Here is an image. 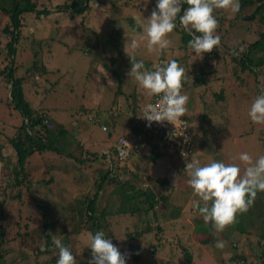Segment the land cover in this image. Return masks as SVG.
<instances>
[{"label":"rangeland","instance_id":"374dc122","mask_svg":"<svg viewBox=\"0 0 264 264\" xmlns=\"http://www.w3.org/2000/svg\"><path fill=\"white\" fill-rule=\"evenodd\" d=\"M64 1L65 0H52V2L55 3L52 4L50 0H34V3L37 4L38 10L43 8L50 9L54 16L50 21L59 22V18L63 16V14L60 13L63 7L56 9V6H63ZM45 3L47 5H45ZM126 3H131L130 13H132V15H130V19L128 15L124 16L125 12L121 10ZM91 4L93 7H91V10L86 15L93 16L92 19L100 24V29L102 23L106 24L101 34L94 33L95 35L93 34L90 37V39H92V44L98 48V54L91 61H87L82 58V51L79 45L73 44L70 46L69 50L58 48L55 52V57L52 59L45 50L44 56L47 59L45 60V65L52 70L51 72H56L55 75L50 77L52 83L56 82V89L53 92L47 93L42 92L41 89H35V94H33L35 103H31L32 107L48 110L50 112L49 114L55 116V119L58 120L59 116L62 123L75 121V115H77V112L83 107H93L96 108L93 110H99L100 105H106L108 103L107 97H105L106 90L102 88V86L111 83L110 76L114 75V73H123L125 68L128 67L129 70L131 68L130 58L126 55L124 46L126 40L130 41L131 38L135 37L140 42V46L135 50L129 49L128 54L134 53L137 61L143 59L151 61L152 57L162 52L167 56V59L176 60L180 65L182 61L186 64V74L189 78L187 83L191 86V90L181 89V93L189 97L186 105L187 114L181 118L186 119L188 122L192 145L194 146V152L188 156L189 159H184L178 154L169 153L166 147L161 143V146L164 148L162 149L163 153H161L160 159L156 162L152 173L155 176L153 177L155 180L147 176H145L146 181L143 178L139 179L136 177L137 179L134 182L138 188L156 192L155 188L159 186L156 180L161 181L160 178L162 177L167 178L165 180V185L169 186L170 182L176 186L177 180L180 179L183 171L182 161L186 163L191 162V159H195L200 162L201 166L207 164L201 161L205 159V157L200 155L199 151H204L207 156L210 157V159H205L209 160V162L215 160L224 162L225 164L238 165L241 168V174L245 168L243 162L239 160V155L241 153L249 154L253 160L264 155V124L253 123L248 115L252 102L255 97L259 95V90L257 89L259 87L256 85L251 75H238L237 73H233L231 69H234V65L231 64L228 59L217 61V65L216 63L210 65L211 68L205 66V72L207 73L204 75L207 74L208 78L211 77L210 80L208 79L205 81V89H207V84L209 82L208 89L215 90L211 91L212 93L209 94L208 91L202 90L204 87L202 82L205 78L202 80L201 77H197V83L200 81V84L193 83L194 81L191 79L192 74L194 75L202 71L199 66L203 64L201 60L202 56L197 55L188 47V41L184 42L183 33H185V31L177 21V28L166 36V39L171 41V45L165 50H160L158 46H154L151 52L148 51L146 46V35L138 22L142 24L147 23L146 19L150 17L152 11L155 9L156 0H105V4L100 3L101 5H99V7H97L98 4L94 6V2ZM145 9L148 10L149 17L142 15V11ZM219 10L220 12H218V16H216L218 28L215 34L219 35L221 38V44L216 49L218 53H220V56H222L221 53L225 48H239L241 51H244L247 45L256 40L258 34L264 29L263 22L255 24V22L244 20L245 17H248L254 11V6H246L241 11L239 9V12L235 14L227 10ZM111 12H113L112 16L116 19L118 28L122 26L125 28L130 27L133 32L126 30L120 31L117 26L115 27L116 30H114L112 26L107 23L106 19V16ZM44 18L45 17H40L38 21H35L34 17L31 16V20L38 22V24L46 22ZM111 19L114 22L112 17ZM8 22L7 16L0 15V24H2L0 29ZM77 27H79L78 24H71L70 22L64 26V29H71V33L68 34L67 38H72L75 41L77 35L75 29H77ZM136 30L138 32H135ZM29 33L32 35L34 32H30L29 28ZM71 34H73L74 37H71ZM46 35V32L38 34V36L42 37ZM141 36H144V39H141ZM7 38L8 37L4 35H0V50H2L0 54V71L7 63L3 59L5 56L4 48L6 49L5 44L9 40ZM103 39L111 40L110 43L108 42L109 44H107L103 43ZM90 42L88 43L87 41V46L90 45ZM82 44L81 47L84 50L85 48ZM27 45L28 41L25 48L23 46V48L20 47V45L18 48L22 49L19 50V52L22 50H30V47L26 48ZM233 50L235 51L237 49ZM100 51L108 55L109 62H107L105 56L100 55L102 53ZM19 52L16 65L20 70L19 74H22L25 71L22 70L23 67H21V64L25 67L28 66L31 64V58L29 59L26 55H21ZM121 55L127 58L125 64L124 60L121 61L119 59ZM113 56L114 59L111 58ZM189 58H191V60ZM98 66L101 67L102 70L99 72V75L106 77L100 80V82L99 75L95 70ZM99 67L98 70H100ZM115 68L117 70L112 73V70ZM213 70H215V73L218 72L217 76L212 74ZM87 74H89L88 77ZM124 74H127V72ZM2 75L3 74L0 75V126H6L5 132L10 135L11 124L18 126L22 117L17 110L9 109V104H7L9 89ZM30 76L38 77L39 81L44 77L39 72H35ZM219 76H222V81ZM240 79H243V81ZM129 83L132 84L131 80ZM194 84H196V86H193ZM44 88L50 90L47 87ZM23 89L25 95L28 96L26 82L23 85ZM192 89H194L195 92ZM256 90L257 94L255 93ZM135 91L140 93L142 88L137 84L136 87L131 90L132 93H136ZM218 92L223 94L224 99L227 98L226 101L221 103L215 101V94ZM194 93H196V97L193 96ZM114 96L115 94L112 99ZM129 97V93L127 92L125 99H129ZM121 98L122 96L119 98V101H121ZM91 99H93L92 102ZM125 99H122L123 103ZM131 104L132 102L127 106L131 107L130 110L123 109L122 112L124 114L129 113L130 116L135 117L134 108ZM42 111L43 110L38 112V114L45 113ZM39 118L42 120V117ZM105 124L107 126V122H105ZM173 125L175 124L173 123ZM0 128L3 130L2 127ZM58 129L59 125L55 123L54 128L52 126V130L58 131ZM99 129L101 130L100 127ZM198 134L202 137V150H199V145H196L197 141L195 137H197ZM101 136L102 138L99 141ZM6 137L7 136L4 137L3 133H0L1 142L5 143ZM107 138L108 132L101 131L100 133V131L98 132V128H96L90 138V143H82L83 145L80 148V152L76 153L77 162L87 167L89 177L88 179L84 178L80 180L81 184H83V192H79L75 198V202L71 206L66 205L65 202L60 199L56 200L47 197V195L58 194V192H53L51 189H48L56 188V185L50 182L51 179L57 181L64 178L71 171H76L77 163L75 161H67V159H65L66 157L61 154L65 147L67 149L70 146V143H68L69 141L67 142L68 138L62 136L61 141H58L54 145V148L44 150L37 156H30L35 167L41 166L42 163L40 159H42L49 173L46 175L43 174L35 183H32L31 194L34 195V202H30L31 207L25 206L26 208H20V204L17 206L18 202L12 203L13 200L9 199L11 188L4 197L2 196L0 203L4 202V210L2 209L3 211H0V218L3 219L0 225L3 224V240H7V243L3 245V240L1 241L2 238H0V264H45L46 260H50L51 256L47 254L44 256L42 255L41 260L35 262V253L30 258H22L21 254L23 253L24 255L26 254L25 252L28 251L30 253V247L43 245L46 237H48L46 235L47 232H45L42 226L44 220L51 221L54 218H59L61 214L58 213H61V210H64L63 214L66 215L64 219L68 221L67 230L71 234L77 235L70 239L67 237L65 240V235L59 234L57 237L61 239L62 243H67L70 247V251L75 253L77 264H79V260L88 263L90 260V254H88V252L86 253L88 248V234L78 233L82 230L91 233L89 230L95 231L96 228L86 217L80 219L79 208L81 203L87 200V198H91L97 189L99 174L105 173L113 166V163H117V156L113 151L110 152V155H104L105 152L103 149L108 147ZM3 143H0V145ZM140 144H138L137 148H139ZM47 152L48 156L46 155ZM51 154L55 157L51 158ZM5 155L6 157L3 159L4 167L6 173L9 174L14 161L10 158L9 152L8 155L6 153ZM166 156L171 159L170 164L166 162ZM134 160V158H130L128 162L131 163ZM166 165L168 166V171H166ZM150 167H152L151 164ZM114 169L116 170V168ZM167 172L168 174L165 176ZM172 172L177 175L175 178V180L177 179L176 181H172L173 179L171 180L173 177ZM95 182L96 184L93 185ZM87 189L90 192L86 191ZM109 190L110 187L107 194L103 193L104 195L99 199V207H102V205L110 199ZM66 191L68 192V188H66ZM117 191L118 189L115 190L116 193ZM132 192L131 188L126 189V196H123L125 205L131 209H138L139 202H142L144 197H141L139 202L136 200L137 198L128 200L127 197L135 196V193L133 194ZM161 193H164V191L161 190ZM31 194L27 191L26 196L31 197ZM195 198L198 199L196 196ZM115 199L117 202H120V198L115 197ZM255 199L264 200V192H258ZM28 200L26 201L25 199V202L27 203ZM114 202L115 200H111V204ZM159 204L154 206L152 211L147 215H143V213H141V215H136L128 223L112 221V229L119 238H123L126 231L131 232L132 229L161 227V234L158 236L159 242L153 238L152 232L143 236V240L139 243L143 259L138 261V264H262V262H264V212H262L264 208L259 207L256 208V211L248 210L242 214L238 213L235 223L229 225L223 232L213 235L212 225L209 227V223L206 224L199 213L195 214L193 218L188 219V222L186 219H174L169 221L170 218H175L176 216L174 215L171 217V210ZM60 208L61 210H57L56 213L55 210ZM194 211L198 210L194 208ZM258 212L262 213L261 217ZM111 216L113 215L108 217L110 218ZM80 225L82 226L80 227ZM48 228H50V226ZM61 229L63 228L58 225L57 233L61 232ZM104 231L106 232L107 230ZM16 233L20 234L21 237L18 238L15 236ZM218 240L225 242V247L218 250L220 255L216 252L218 248L215 247ZM152 244H159L155 253L149 252V248ZM82 254H86V256L81 257ZM183 254L190 256L191 261L189 263L184 262V259H182ZM38 256H41V254ZM222 256H224L223 258L225 259L229 256L231 258L230 262L223 263L221 261ZM235 256L245 261L240 262L238 260H233L232 257Z\"/></svg>","mask_w":264,"mask_h":264},{"label":"trees","instance_id":"16d2710c","mask_svg":"<svg viewBox=\"0 0 264 264\" xmlns=\"http://www.w3.org/2000/svg\"><path fill=\"white\" fill-rule=\"evenodd\" d=\"M50 1L52 4H55L52 2V0ZM93 2L94 6L98 4L97 7H99V5L101 4H105V0H65L63 6H56V9H60V7H63L62 10H60V13H62L63 16L59 18V22H51V18L54 17L52 11L46 8L38 10L37 4L34 3V0H0V15L7 16L9 20V22L7 24H4L3 28L0 29V35H4L8 37L7 39H9L6 43L7 54L5 60L7 61V65L4 66V68L0 71V75H5L8 81H11L10 104L22 115L24 119L28 120V124L25 128L27 131L24 132L23 126L20 128L19 135H17L14 139H9V144L10 146H12L14 154L17 158L14 173V176L16 177L15 185H21L22 183L20 180H18V176L22 173L28 158L34 153H41L44 150L54 148V145L58 142V139L62 138L64 132H59V129L58 131L51 132V130H49L47 126H44L42 124V120L39 118L40 114H38V111L31 109L28 102L25 100L22 89L24 78L14 77V72L18 69L16 65L17 57L15 56V59H11L17 51L14 45H18L20 41H29L28 44L30 43L31 45L28 52V54H30L29 59L31 58V64L26 66V72H30V75H32L31 72H39L42 76L49 75L52 77L56 74V72H51L45 67L44 62L42 63V52L46 50V52H49V55L51 54L50 56L53 59L58 48H65L66 50H69L70 46L75 44L79 45V48L82 49L81 44L75 41L74 43H71L69 38H67L68 33H71V29H64V27L61 28V20L64 16L68 17L67 22H69L70 20L73 21L75 18H83V16L91 10V7H93V5L91 4ZM239 4L240 11L246 6H254V11L248 17L244 18L245 21L255 22V24H259L261 22L264 23V0H239ZM45 5L47 4L45 3ZM186 7H188V5L182 3V12ZM218 12H220L219 9L214 10L213 15L215 17L218 16ZM31 16L34 17L35 21H38V18L40 17H45L44 20L46 22H41V24H38V22L31 20ZM177 22L179 24L178 20ZM0 26H2V24H0ZM30 27L36 28L32 35L29 33ZM41 32H46L47 35L45 37L38 36V34ZM71 37H74V35L71 34ZM190 39L191 36L187 32H185L183 35L184 42L189 41ZM219 46H217V48ZM216 49H213V51L210 53H206L207 56L205 58V61L207 66L210 67V64H207L208 61H215L216 63L219 60L223 61L228 59L230 63L234 65V69H231L233 70V73H237L238 75H251L256 85L259 87L257 89L260 92L262 89H264V29L258 34L256 40L247 45L244 51H241L239 48H225L221 53L222 56H220V53H218ZM233 49L237 50L234 51ZM214 73L215 70L212 71V74ZM204 74L202 73L197 77H201V79L205 78L206 81L209 78L207 77V74ZM240 80L243 81V79ZM259 91L258 94H260ZM255 93L257 94V90L255 91ZM215 100L218 102L225 99L223 98V94H215ZM30 129H33L32 132ZM153 140L158 143L157 146L161 145L160 137L154 136ZM140 154L144 155L143 151L138 148H134L131 152L128 153V155H130L129 157H132V155L136 156L137 160L142 162L144 160ZM5 157L6 155L4 154V151L0 149V159L3 160ZM154 159H156V157ZM126 160H129V158H127ZM127 169V166H123L118 169L121 171H118L117 169L115 170L112 166L105 173L99 174L100 178L97 189L95 190L91 198H87V200H84L81 203L79 213L80 219L86 217L87 220L92 222V225L95 226V231L89 230L93 235L97 231H103L105 237L111 239L112 243L119 249L121 254L125 256L126 264H132L137 263L139 259L143 258L139 246V243L143 239H140L139 237H142L143 235L149 233L150 228L145 227L132 229L131 232L126 231L123 238H119L118 235L115 234V231L112 229L113 224L108 216L122 214L134 215L140 212L139 208L131 209L130 207H127L125 205L123 196H126L125 193L127 188H131L133 194L135 193L137 195L145 197L147 207L146 209H144V213H147L149 209L152 210L155 204L161 203L162 197H160L159 194L153 192L152 190H141L137 188L134 181L135 177L141 179L139 177L140 175L135 174L133 176L134 178L131 177V175L126 176L125 174L127 173ZM25 176L26 175H24V177ZM109 187L110 199H108V201L105 202L102 207H99V199H101V196L104 195L103 193L107 194ZM117 189L118 191L116 193L115 190ZM19 195L20 194H18V197ZM115 197L120 198V202H117ZM136 198V196L127 197L128 200ZM111 200H115V202L111 204ZM259 207L264 208V200L255 199L248 210L256 211V208ZM262 212H264V210ZM258 213L261 217L262 213ZM0 220L2 221V218H0ZM67 222L68 221L66 219H61V217L55 218L51 221L44 220L42 226L45 232H47L46 235L48 237H46L43 245L30 247V253L29 251L27 253L25 252L26 254L22 255V258H30L35 253V262L41 260L42 255L44 256L47 254L51 256V259L46 260L45 264H56V260L59 258V250L56 249L54 244L52 243V235H65L66 238L64 237V240L67 239V237L70 239L74 238L77 235L71 234L67 230ZM2 225L3 224H1L0 230L4 232V227ZM58 225L63 228L59 233H57ZM49 226L50 228H48ZM81 226L82 225H80V227ZM209 227H211V223H209ZM104 230L107 231L105 232ZM159 230L161 231V229ZM85 232L86 231L82 230L78 234H83ZM18 233H16L15 236L19 238L21 237V235ZM2 240L3 239H1V241ZM6 243L7 240H3V245ZM63 245L68 247L70 250V247L67 243L64 242ZM41 247H45L47 251L42 252ZM87 252L88 254H90L89 257L91 259V249L87 248L86 253ZM39 254H41V256H38ZM72 254H74V256L76 257L74 252H72ZM84 256H86V254L81 255V257ZM232 259L238 260L240 262L245 261L244 259H240L238 256H235ZM78 263L88 264L87 262H81L80 260ZM262 264H264V262H262Z\"/></svg>","mask_w":264,"mask_h":264},{"label":"clouds","instance_id":"9594fccd","mask_svg":"<svg viewBox=\"0 0 264 264\" xmlns=\"http://www.w3.org/2000/svg\"><path fill=\"white\" fill-rule=\"evenodd\" d=\"M182 3L188 5L183 9V12ZM216 9L227 10L232 14L238 13L239 0H156L155 9L146 19L147 23L138 22L146 35L148 51L151 52L154 46L165 50L171 45V41L166 39V36L177 28L176 21L178 20L183 30L191 36L188 47L194 53L202 56L203 53L212 52L221 44L220 36L215 34L218 20L213 13ZM141 39H144V36H141ZM139 46L140 42L135 37L130 41H125L124 51L131 62L128 75L148 94L159 97L155 104H148L145 107L140 118L148 121V126L152 122L162 123L164 121L185 123L180 119L187 114L186 105L189 100L188 96L181 93L182 84L187 79L185 68L176 60L164 59L158 64H153L151 69H147L143 60L137 61L135 56L128 54L129 49L135 50ZM248 115L253 123L264 124V89L255 97ZM102 129L106 131V127L103 126ZM188 135L190 137V152L169 153L189 159L188 156L194 152V146L189 130ZM121 138L129 142V152L131 149L137 148L141 142L133 144L123 136L117 139L116 145ZM166 160L171 161L168 156H166ZM239 160L245 165L242 174L238 165L225 164L221 161L213 160L203 166L195 159H191V162H181L183 171L180 177H189L187 183L191 187L193 195L198 197L194 207L206 224H212L213 235L223 232L229 225L235 223L237 214L247 212L257 193L264 192V155L253 160L249 154L241 153ZM0 161L4 169V162L1 159ZM149 228V233L152 232L153 238L159 242L158 236L161 234L159 230L161 227ZM51 239L55 248L59 250L56 264H77L76 257L68 247L63 245L60 238L52 235ZM87 246L91 249V259L88 264H126L125 256L121 254L111 239L105 237L103 231H97L94 235L88 233ZM158 246L159 244H152L149 252L155 253ZM215 247L223 249L225 242L218 240ZM41 251H47V249L41 247ZM182 259L188 263L191 261L189 255L183 254Z\"/></svg>","mask_w":264,"mask_h":264},{"label":"crops","instance_id":"0c3cea01","mask_svg":"<svg viewBox=\"0 0 264 264\" xmlns=\"http://www.w3.org/2000/svg\"><path fill=\"white\" fill-rule=\"evenodd\" d=\"M130 6H131V3H126L123 5V9H121L122 11L125 12L124 16L128 15L129 19H130V15H132V13H130ZM142 12H143L142 15L149 17L148 16L149 12L147 9L143 10ZM112 13L113 12H111L108 16H106L107 17L106 19H107V23H109L112 26V28L114 30H116L115 29V27L117 26L116 19L112 16ZM111 17L114 19V22L111 19ZM92 18H93V16L84 15L83 18H81V19L75 18L73 21H71V20L69 21L71 24H78V26H79V27H77V29H75V31L77 32L75 42H78L79 44L83 43L82 45L85 49L84 50L81 49L82 50V56H83L82 58L86 59L87 61H89V60L91 61L93 58H95V56L99 52L97 46H94L92 44V39H90V37L94 33L95 34H101L102 29L106 25V24L102 23L101 29H100V24L96 23V20H93ZM66 20H68V17L64 16L63 19L61 20V25H60L61 28H63L65 25H67L69 23ZM117 28H118V26H117ZM118 29L120 31L126 30V31H132L133 32V30L130 27L125 28L122 26L121 28H118ZM35 30H36V28L30 27V32H34ZM135 32H138V31L136 30ZM183 35H184V33H183ZM69 39H70L71 43H74V40L72 38H69ZM110 40L111 39H103V43L109 44ZM87 41H88V43L91 41L89 46H87ZM26 43L27 42L20 41V43L18 45L17 44L14 45V47L17 51L15 52L14 56L11 58L12 60L15 59V56L17 57L19 50H21L23 47L25 48ZM5 46H6V44H5ZM19 46L20 47L23 46V47L18 48ZM30 46L31 45L29 43L26 48H29ZM4 50H5L4 51L5 56L3 59L5 60L6 54H7V49L4 48ZM1 52H2V50H0V54H1ZM28 52H29V50L28 51L22 50L19 53H21V55H26L29 58L30 54H28ZM44 52H43L42 63L44 62V65H45V60H47V59L44 56ZM100 52H102L100 55L105 56L107 62H109L108 55L106 53L103 54V51H100ZM129 55L134 56V53L129 54ZM206 56H207L206 53L202 54L201 60H202L203 64L199 65L201 67L202 71L201 72L199 71L200 73L198 72L197 74H194V75L192 74V76H191V79L194 81L193 83H197V76H200L202 73L203 74L207 73V72H205V66H207L206 61H205ZM111 58L114 59V56ZM119 59L121 61L124 60V64L126 63L127 58H125L124 55H121ZM164 59H167V56H165L162 52L161 53L159 52L157 55H155V57H152L151 61H147V60L143 59V62H144L145 68L151 69L153 64H157L160 60H164ZM189 59L191 60V58H189ZM214 63H215L214 61H208L207 64L214 65ZM194 64L198 65L197 63H194ZM6 65H7V63L5 64V66ZM185 65L186 64L182 61L181 66L185 68V73H186ZM21 67H23L22 70L25 72L22 74H19L20 70L18 68L14 72V77L15 78H17V77L24 78V81L22 84V89H23V85L26 82V88L28 89V96L25 95V92L23 89L25 100L28 102L31 109L37 110L38 112L43 110L42 112H45V113H40L39 117H42V124L44 126H47L48 129L51 130V132H53L52 126L54 128L55 123H57L59 125V132H64L63 136L67 137L68 138L67 142L69 141L68 143H70V146L67 149L65 147L63 149V153H61V154L66 157L65 159H67V161H69V162L75 161L77 163L76 171H71L64 178H61L57 181H54L53 179L50 180V182H52L53 184L56 185V188L55 189L48 188V189H51L53 192L56 191V192H58V194L47 195L48 198H53L56 200L60 199V200L64 201L66 205L71 206L75 202V198L77 197L79 192H83V190H82L83 184H81L80 180L84 179V178L88 179V177H89L88 169L86 166H83L82 163L77 162L76 153L80 152V150H81L80 148L83 145L82 143H87V142L90 143V138L93 135L96 128H98V132L100 131V133H101V131L102 132H108V138H107L108 147L106 149H103V151L105 152L104 155H110V152L113 151L114 154L117 156L116 141L120 137H123V136L127 137L133 144H136L138 141H141L140 142L141 144H140L138 149L143 151L144 155H142V154H140V155L142 156L144 161H142V162L138 161L137 157L133 156V155H132V157H129L130 155H128L124 159H120L117 156L116 157L117 163L116 164L113 163L114 168H116L118 170L120 167L127 166L128 169L126 171L127 173L125 174L126 176L127 175L134 176L135 174H138V175H140L139 177L141 179L143 178L144 180L146 179L145 176H147L150 179L155 177L152 174L154 171V166H155L156 162L160 159L161 153H163L162 149H164V148L161 145L157 146L158 143H156L155 140H153L154 139L153 134H151L150 132H146L141 128L142 127V125H141V119L142 118H140L143 115V110L145 109V107L148 104L152 103L154 95L148 94V92L146 90H144L143 88H142V91L140 93H138V91H135L136 93L131 92V90L134 89L138 83L133 78L129 77L128 73L130 70L128 69V67L127 68H125L126 66L124 67L125 69H124L123 73H119V74L114 73V75L110 76L112 82L109 85L102 86V88H104L106 90L105 91V97H107V100H108V103L106 105H100L99 110H93V109H96L93 107L92 108L83 107L80 109L79 112H77V115H75V117H76L75 121H70V123H67V122L62 123V121H60L59 116H58V120L55 119V116L53 114H49L50 112L48 110L32 107L31 103H35V99L33 98V94H35V89H41L42 92H44V93L53 92L56 89V82L52 83L50 81L51 76H49V75L42 77V80L39 81L38 77L30 76V72H26V67L24 65H22ZM45 67H46V65H45ZM98 67H96L95 70H96L97 74L99 75V72H101L102 70H101V67H99L100 70H98ZM47 69L52 71L49 67ZM116 70H117L116 68L113 69L112 73L115 72ZM125 72H127V74H124ZM31 73L33 74V72H31ZM214 74H215V76H217L218 72L214 73ZM88 75L89 74H87V77H88ZM186 76H187V74H186ZM2 77L5 79L6 86L9 89L8 90L9 95L7 97V104H9V109L13 110L14 108H12L13 106L10 104L11 81H8V79L5 75H2ZM219 77L221 80L222 76H219ZM104 78H106V77H102L101 75H99V82H100V80H103ZM210 79H211V77H209V80ZM130 80H131L132 84L129 83ZM187 81H189L188 77L182 84L183 90L184 89L191 90V86L188 85ZM214 81H215V79H214ZM200 83L201 82L198 81L197 84H200ZM202 83L204 85L202 90L208 91L209 94L212 93L211 91H215L213 89L212 90L208 89L209 82L207 84L208 85L207 89H205V79ZM47 85H49L50 87ZM193 86H196V84H194ZM44 87H47L50 90H47ZM30 90H33V91H30ZM192 90L194 91V89H192ZM127 92L129 93V96H130L129 99H125L127 96ZM119 93H121L122 95ZM114 94H115V96L112 99ZM217 94H220V92H218ZM121 96H122L121 101H119V98ZM193 96L196 97V93H194ZM122 99H125L124 103H123ZM226 99L218 101V102H220V103L224 102V101H226ZM92 101H93V99H91V102ZM131 102H132L131 106L134 108L133 111L135 112V114H134L135 117L130 116L129 113L124 114L122 112L123 109H125V110L131 109V107H127L129 105V103H131ZM227 102H229V101H227ZM42 114H43V116H42ZM21 117H22V115H21ZM182 120H184V122L187 126V129L189 130L187 120L186 119H182ZM105 122H107V126H106ZM27 124H28V120L24 119L23 117L21 118L18 126L11 124V134L10 135H8L5 132V129L7 128L6 126H3V125L0 126L3 128V130L0 128V133H3L4 137L7 136L5 139V143L0 141V143H3L2 145H0V149H2V151H4V154L6 153L8 155V152H9L10 158L13 159V161H14L13 167L10 168L9 174L6 173V170L4 167V172L7 176L8 182H7L6 188L2 192V196L4 197V195L7 194L9 189L11 188V192L9 194V199L13 200L12 203L18 202L17 206H19V204H20V208H23L25 206L29 207L31 205L30 202L31 201L34 202V198H33L34 195L31 194L32 183H35L39 179V177L42 176L43 174L46 175L47 173H49V170H48V168H46L44 166V161L42 159H40V161L42 163L41 166L35 167L34 162L31 161V159H30L31 157H29L26 165L23 168L22 173L18 176V180H20L22 183H21V185H15L16 184V177L14 176L15 175L14 173H15L17 158L14 154L12 146H10V144H9V139L10 138L14 139L17 135H19L20 134V128L23 126H24V132H26L27 130L25 128H26ZM103 126L106 127V131H104L102 129ZM99 127L101 128V130L99 129ZM60 129H62V130H60ZM54 132H55V130H54ZM101 138H102V136L99 138V141ZM195 140L197 141L196 142L197 145H199V147H200L199 150H202L203 146L201 144V140H202L201 135L198 134L197 137H195ZM58 141H61V139H58ZM161 143L163 144L162 140H161ZM131 151H132V149L130 150V152ZM38 154H40V153H35L33 155L37 156ZM133 154H135V153H133ZM199 154L202 155L203 157H205V159L206 158L210 159V157L207 156V154L204 151H201V152L199 151ZM46 155L48 156V152L46 153ZM53 157H55V156L51 154V158H53ZM155 157H156V159H154ZM127 158H129V159L134 158L135 160L133 162L129 163L128 160H126ZM205 159H203L201 161L203 163H209V160H205ZM13 161H12V163H13ZM166 162H168V161L166 160ZM150 164L152 165V167H150ZM169 164H170V162H169ZM146 167H148V168H146ZM167 167L168 166L166 165V171H168ZM171 167H172V164H171ZM118 171H121V170H118ZM167 174H168V172L165 174V176H167ZM172 174H173V177L171 178V180L173 179L172 181H174L175 178L177 177V175H175L174 172H172ZM24 175H26V176L24 177ZM137 178L135 177V181ZM166 179H167L166 177L160 178V180L162 182L156 180L158 182L159 186H157L155 188V190H156V193L160 194V197H162V202L160 204L157 203L154 206L159 204L161 206H165L166 208H169L171 210L170 216L171 217H173L174 215L176 216L175 218H170L169 221H172L174 219H177V220L186 219V221L188 222L189 221L188 219L193 218L195 214L199 213L198 211H194V208H195L194 204L198 201V199L195 198V196L193 195V191H192L191 187L187 183V180L189 179V177L182 176V177H180L179 180L176 179L177 180L176 186L170 182H169V184H170L169 186L165 185ZM95 184H96V182L93 185H95ZM66 188H68V192L66 191ZM139 189L142 190V188H139ZM161 190H163L164 193H161ZM27 191H29V193L31 194V197L26 196ZM86 191H89V190L87 189ZM18 194H20L19 197H18ZM2 196H1V198H2ZM135 196L137 197V199H136L137 201H139V199L141 197H143V196H140L137 194H135ZM1 198H0V200H1ZM28 198H29V200H28ZM25 199H26V201L28 200L27 203L25 202ZM69 201H70V203H69ZM3 204H4V202L0 203V211L4 210ZM201 204H202V202H201ZM146 205H147V203L145 202V197H144V200L142 202H139L140 212H138L134 215H130V214L113 215L110 217V220L113 222L128 223L136 215H141V213H143V215H147L149 212H151L152 211L151 209H149L147 211V213L143 212L144 209H146ZM57 210H61V208L56 209L55 210L56 213H57ZM31 211H34V210H31ZM63 211L64 210H61L60 211L61 213H58V214H61V216H60L61 219H64V217L66 216L63 214ZM65 211H66V209H65ZM0 222H3V221L0 220ZM0 227H1V225H0ZM2 233L4 234V232L1 231L0 238L2 237V239H3L4 236H2ZM85 234H88V232H85ZM143 236L139 237V238L142 239ZM218 250L219 249H217L216 252L219 254ZM22 255H23V253L21 254V256ZM223 257L224 256H222V258H221V261L223 263H229L230 262L231 258L229 256L227 259H225ZM142 259H139V261ZM132 264H138V263H132Z\"/></svg>","mask_w":264,"mask_h":264},{"label":"built area","instance_id":"2783aa9c","mask_svg":"<svg viewBox=\"0 0 264 264\" xmlns=\"http://www.w3.org/2000/svg\"><path fill=\"white\" fill-rule=\"evenodd\" d=\"M161 61L162 60H160L158 63H160ZM158 99L159 97L154 95L151 104H155ZM172 123H174L175 125H173ZM172 123L168 121H164L162 123L152 122L151 125L148 126V121L142 118L141 128L146 132H150L154 136L160 137L168 152H179L180 154L190 152V137L188 135L186 124L181 123L180 121H173ZM129 145V142L124 138H121L118 141L116 145V151L120 159H123L128 155ZM7 182L8 180L3 169V164L0 161V198L2 196L3 190L7 186Z\"/></svg>","mask_w":264,"mask_h":264}]
</instances>
